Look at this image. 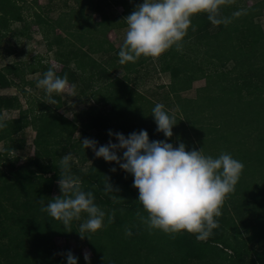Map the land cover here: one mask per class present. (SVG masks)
<instances>
[{
  "label": "trees",
  "instance_id": "trees-1",
  "mask_svg": "<svg viewBox=\"0 0 264 264\" xmlns=\"http://www.w3.org/2000/svg\"><path fill=\"white\" fill-rule=\"evenodd\" d=\"M66 1L63 4L67 7ZM76 1L78 12L72 9L53 21L36 14L34 23L41 27L48 50L56 48L55 61L68 68L69 84L77 81L84 87L80 96L86 100L89 84L94 82L96 85L99 80L105 83L117 70L125 74L134 72L150 58L143 57L135 63L121 65L120 48L110 44L106 36L109 30L127 28L123 19L143 0ZM240 1L235 0L234 4L222 8L221 14L225 17H232L236 11L245 13L232 17L226 26L212 25L204 14L193 17L192 25L196 30H188L182 51L173 48L160 56L162 60L158 58L159 68L171 78L169 89L177 101V119L182 122L175 128V146L183 142L189 151V139L201 142L200 138L207 134L214 149L207 155L216 158L227 152L244 164L235 191L226 199L222 215L218 218L226 214L222 218L224 223L220 222L204 241H197L187 232L177 234L175 239L158 230L150 234L136 215L137 210L141 215H147L136 200L138 190L130 193L125 181V187L118 184L124 176V180H130L128 174L116 173L109 181L104 172L96 174L95 171L94 174L93 171L74 169L73 174L80 179L82 188L93 192L95 203L106 213L105 231L98 235L83 234L88 237L82 239L91 251L89 261L77 258L71 252L78 264H264V30L257 21L261 13L257 7L264 3L260 1L257 5L245 6L239 4ZM110 6L121 7L122 12L111 19L105 12V8ZM16 7L14 0H0V24L1 20L5 21L3 23L23 21ZM84 8L99 14L100 20L92 23V16L84 15ZM75 15L84 23L78 21L72 32ZM44 24L48 32L44 31ZM56 29H61L71 41L56 34ZM109 53H113L110 59ZM94 55L107 57L98 61ZM48 69H42V75ZM75 73L79 74L76 76ZM201 79L205 84L196 90L194 99L183 102L178 98L180 92L190 89L194 81ZM126 80V76L123 80L111 78L109 84L105 83L91 92L97 103L110 98L117 103V109L111 111V129L109 116L102 117L95 108L83 110L84 117L79 116L85 128L103 127L104 133L114 132L112 123H116L121 132L132 128V132L146 130L148 135H152L156 131L152 128L155 125L152 110L146 116L139 112L141 103L134 97ZM232 82H237L239 89H234L230 85ZM201 90L207 92L201 95ZM217 96L215 107L210 101ZM60 105L57 100L54 106L57 111ZM11 106L13 103L8 108L4 107L10 109ZM58 119L63 124L60 134L66 135H69L70 127L75 130L74 124L80 120L77 117L69 121L60 116L46 120L39 129L44 139L48 138L47 130L56 127ZM189 122L190 126L184 124ZM156 136L162 137L160 141H171L163 135ZM194 149L198 151L200 148ZM59 172V165L48 164L38 158L18 163V160L7 158L6 153L0 154V264H67V253L65 262L59 263L51 250V243L57 237L68 240L76 235V221L72 222L71 232H68L61 222L41 212L38 203L42 197L47 203L53 190L60 194L59 187L55 188L60 179ZM107 178L115 189V185H119L122 191L106 195L103 188ZM124 191L127 192L126 197L130 194L128 199L123 196ZM113 212L114 222L108 224L107 217ZM125 229H130L132 235L126 236Z\"/></svg>",
  "mask_w": 264,
  "mask_h": 264
},
{
  "label": "clouds",
  "instance_id": "clouds-1",
  "mask_svg": "<svg viewBox=\"0 0 264 264\" xmlns=\"http://www.w3.org/2000/svg\"><path fill=\"white\" fill-rule=\"evenodd\" d=\"M235 0H143L130 15L123 20L127 30L118 56L121 65L135 63L141 57L159 58L165 52L175 48L182 51L184 38L192 25V18L204 14L214 26L231 23L232 17L245 14L236 11L232 17H225L221 10ZM48 96V104L55 105L53 93L61 95L75 85H69L67 75L60 77L49 68L43 78L37 82ZM156 131L171 139L173 127L177 124L175 115L165 111V106L156 103L152 109ZM0 122V128L5 127ZM110 139L106 145L97 146L94 139L81 141L85 149H92L96 158L115 163L124 172L132 175L133 187L138 190V202L146 216L137 210V217L146 226L150 234L158 230L175 239L177 234L187 232L197 241L208 239L213 230L219 227L218 219L226 199L235 191L241 177L244 164L231 154L222 152L213 158L205 155L203 149L186 150L179 142L178 147L166 141H150L146 130L132 132L127 137L120 132L109 130ZM122 152V156L118 153ZM73 155L67 153L61 157L60 179L57 181L60 194L50 200L41 198V212L59 221L71 232V224L86 219L80 224L78 234H95L105 226L106 213L95 203L91 190L85 191L81 181L71 173ZM115 172L114 167L110 169ZM103 191L106 195L118 191L108 178ZM115 199V196L112 197ZM123 212V209H121ZM114 212L107 217L108 224L114 222ZM125 235L131 236V230L125 229ZM88 238V237H87ZM67 264H78L77 258L69 251ZM89 261L88 253L84 255Z\"/></svg>",
  "mask_w": 264,
  "mask_h": 264
},
{
  "label": "rangeland",
  "instance_id": "rangeland-1",
  "mask_svg": "<svg viewBox=\"0 0 264 264\" xmlns=\"http://www.w3.org/2000/svg\"><path fill=\"white\" fill-rule=\"evenodd\" d=\"M260 1L264 3V0H242L239 4L253 6L257 5ZM63 2H65V0H14L15 5L17 6L16 8L22 16L23 21L20 23H3L5 21L1 20L0 122H3L6 126L0 128V154L4 155L6 153L7 158L18 160V163H23L29 158H38V160L45 163L57 164L60 166L61 157L67 153H71L73 155V160L70 162L72 174L74 169L83 172L93 171L94 174L95 171L96 174L104 172L107 177L110 178L109 181H111V178L113 179L115 176L114 174L124 171L114 162L108 163L102 158H96L92 149H85L82 146L81 141L84 138L94 139L98 142V147L106 145L110 139L113 143H117L118 141H116L114 137H110L108 132L104 133L105 130L103 127L93 129L85 128L81 124L80 117H84L82 115L83 110L95 108L99 110L102 117L106 115L109 116L108 126L111 129V111L117 109V103L111 98L108 100L103 99L102 102L97 103L95 99L93 100L91 92L93 93L97 91L99 88L103 87L105 83L109 84L111 78H120L123 80L124 76H126L128 87L133 91V95L137 98V101L141 103V109L139 112L142 115L146 116L156 103H161L165 106V111L169 112L170 115H175L177 121L176 125L178 126L182 125V122L177 119L178 107L175 95L170 93L169 84L171 83V78L159 68L158 58H150L148 62L146 61L143 63L142 66L138 67L134 72L125 74L122 70H117L108 77L109 79L106 80L105 83H103V80H99L96 85L94 82V85L92 83L89 84V87L86 88V100H82L84 97L80 96L84 87L77 81L73 84L75 85L74 91L70 88L61 95L53 93L52 98L56 101L59 100L61 103L57 111L54 107L55 105L48 104L49 98L42 88L37 87V82L39 79L43 78L42 69L52 68L58 76L63 77L64 75H67L68 68L55 61L54 50L56 48H53V51L48 50L43 39L42 29L35 25L34 21L36 20V14L48 21H53L65 13H69L72 9L78 12L79 6L76 0H67V7ZM257 8L260 9L261 12L257 21L264 30V5ZM105 12L112 19L119 15L122 12V9L118 6H110L105 8ZM84 15L92 16V23L100 20L99 14H95L87 8H84ZM74 18L76 20L72 21V32L76 29L78 21L83 22L82 19L77 18L76 15ZM43 27L44 31L48 32V27L45 24ZM126 30L127 28H120L112 31L109 30L106 35L108 42L116 49H119L122 45ZM55 33L61 35L63 38L66 37V41H71L61 29H56ZM112 56L113 53H109L108 58L110 59ZM94 57L98 61H101L107 56L105 57V55H103L101 58L99 55H94ZM159 59L162 60L161 57ZM75 74L77 76L79 73ZM103 75L106 76L105 74ZM204 84V79L194 81L190 89L180 92L177 96L180 100L182 99L181 101L194 99L196 97V90L202 88ZM69 85L71 86L72 84ZM230 85L236 90L239 89L237 82H232ZM104 92L105 90L102 91V93ZM200 92L202 95L205 94L207 90H201ZM100 95L101 94H99L98 97H100ZM168 95V99L166 101L163 100L164 97ZM217 99L218 96L216 98H211V105L216 107L218 104ZM165 102L168 103L165 104ZM12 103L13 106H11L10 109H6ZM57 116L69 121L75 120L77 117L80 120L75 122V130L73 131V127H70V133L69 135H66V133L60 134V132L63 131V124L62 121L60 122V119H58L56 127L47 130L46 135L48 138L44 139V135L39 133V129L45 124L46 120H53L57 118ZM120 123L123 124L122 122ZM147 123L148 124L146 125L148 126L150 123L149 120ZM184 124L191 125V123ZM176 125L173 127L171 141H168V143H172L174 146L177 145ZM112 126H114V132L123 133L126 137L133 131L131 128L127 132H121L116 123H112ZM156 127V124L152 126L153 129H156ZM198 131L202 132L201 129ZM203 131L206 132L207 130L203 129ZM157 134L163 135V133L154 131L152 135H149V140L160 141V138L162 137L159 138L156 136ZM155 137L159 139H156ZM163 137L165 136L163 135ZM48 140L49 142L46 143ZM200 140L201 142L195 138L189 139L190 150H195V147L199 149L201 148L200 145H202L205 155L213 152L212 150L214 149L212 148L213 145L211 146L212 140L210 136L206 134V136L204 138L201 137ZM216 143L218 142H215L214 144ZM118 155L122 156V152L118 153ZM114 167L117 170L112 172L110 169ZM125 174L128 173L125 172ZM128 175L130 180H124V176L122 177L123 179L120 178L122 179V182H118V184L121 185L125 181L128 191L132 193L135 190L133 187L134 178L132 175ZM119 185H115V187L122 191ZM55 186V188H57L58 184L56 183ZM122 187H125V185L123 184ZM122 193L125 198L130 195L129 194L126 197L127 192L124 191ZM56 195V191L53 190L51 198ZM136 200H138V197ZM224 215L226 216V214ZM224 217H221L220 219L217 218L218 223H224V219H222ZM84 219H86V216H82L80 221H76V235L71 236L68 240L57 237L52 241L51 250L59 263L65 262V254L69 251L73 252L75 256L80 259H84L85 253H88L89 256H91L89 247L78 234L79 226ZM103 231H105L104 227L98 230L95 235H98Z\"/></svg>",
  "mask_w": 264,
  "mask_h": 264
}]
</instances>
